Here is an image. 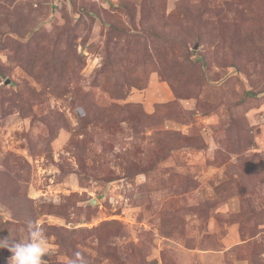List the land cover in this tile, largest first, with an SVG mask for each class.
<instances>
[{"label":"rangeland","instance_id":"374dc122","mask_svg":"<svg viewBox=\"0 0 264 264\" xmlns=\"http://www.w3.org/2000/svg\"><path fill=\"white\" fill-rule=\"evenodd\" d=\"M29 220L48 264H264V0H0V239Z\"/></svg>","mask_w":264,"mask_h":264},{"label":"clouds","instance_id":"9594fccd","mask_svg":"<svg viewBox=\"0 0 264 264\" xmlns=\"http://www.w3.org/2000/svg\"><path fill=\"white\" fill-rule=\"evenodd\" d=\"M27 238H20L11 242L5 238L0 239V249H7L12 253L8 264H48L43 259L49 250V237L46 230L37 220L27 222ZM68 264H89L83 252L76 251L68 259Z\"/></svg>","mask_w":264,"mask_h":264}]
</instances>
